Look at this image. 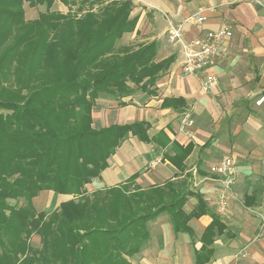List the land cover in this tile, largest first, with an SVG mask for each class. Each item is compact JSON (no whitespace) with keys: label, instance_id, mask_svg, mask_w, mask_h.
Wrapping results in <instances>:
<instances>
[{"label":"trees","instance_id":"16d2710c","mask_svg":"<svg viewBox=\"0 0 264 264\" xmlns=\"http://www.w3.org/2000/svg\"><path fill=\"white\" fill-rule=\"evenodd\" d=\"M24 1L44 10L25 21ZM55 1L69 2L0 0V264H132L129 258L149 238L147 222L161 212L174 232L191 237L188 221L211 214L194 250L193 264H205L224 225L203 196L190 190V173L144 189L130 182L137 173L119 186L89 193L85 187L127 135L160 148L170 143L161 131L149 137L146 121L96 129L91 108L101 92L118 105L137 90L153 94L174 56L156 61V40L134 50L115 47L136 25L130 0H82L78 10L84 5L89 10L77 18L51 9ZM173 103L183 100L162 102ZM170 145L174 154L163 157L182 172L193 144ZM43 190L71 198L46 215L32 204ZM189 196L196 204L187 213ZM32 234L39 236L40 247L28 242Z\"/></svg>","mask_w":264,"mask_h":264},{"label":"crops","instance_id":"0c3cea01","mask_svg":"<svg viewBox=\"0 0 264 264\" xmlns=\"http://www.w3.org/2000/svg\"><path fill=\"white\" fill-rule=\"evenodd\" d=\"M64 6L55 1L51 9L63 12ZM199 11L206 20L200 28L185 25L187 38L216 30L224 22L232 29L231 36L219 41L220 54L210 65L216 82L206 92L196 76L180 73L178 51L165 36L169 22L178 23ZM131 16L137 18L135 29L124 33L118 44L131 46L156 40L157 59L173 55L174 61L156 81L153 94L137 90L120 99L123 105H118L112 95H100L91 109V124L99 129L146 121L149 137L161 131L170 143H192L193 148L180 172L163 157L174 154L170 143L163 148L153 142L136 143V137L129 134L109 156L100 176L85 186L86 191L119 186L134 173L137 176L130 182L143 189L166 180H182L185 173H190V190L200 193L210 212L217 214L216 191L221 183L197 170L229 155L234 161L235 182L228 193L227 212L220 215L224 228L213 238L212 255L205 264H264V235L258 231L259 214L264 211V0L263 5L252 0H140L133 5ZM165 98H180L183 105L164 106ZM186 112L193 124L188 131H181L179 120ZM156 157H163V161L148 169V163ZM69 198L43 190L33 197L32 204L36 211L48 215ZM195 204V197L189 196L184 211L190 212ZM211 220L210 213L191 218L187 223L191 237L187 232H174L168 214L161 212L148 222L149 238L140 252L129 258L131 263L193 264L194 250L200 248L201 235ZM29 243L39 247V236L32 234ZM240 250L244 254L235 258Z\"/></svg>","mask_w":264,"mask_h":264},{"label":"built area","instance_id":"2783aa9c","mask_svg":"<svg viewBox=\"0 0 264 264\" xmlns=\"http://www.w3.org/2000/svg\"><path fill=\"white\" fill-rule=\"evenodd\" d=\"M140 1V0H138ZM263 5V0H252ZM206 17L201 11L193 13L178 23L169 22L165 31L167 39L177 48L178 67L184 76H196L200 88L206 92L216 82L215 75L210 71L212 60L219 56V41L231 36L232 29L228 23H222L216 30H208L196 36L187 38L185 25L191 24L197 28L205 22ZM193 124L190 113H183L179 120V130L188 131ZM162 158H153L147 165L148 169H154L161 164ZM209 172L221 183L216 191L215 210L219 215L227 212V200L230 188L235 182V166L233 158L229 155L222 156L216 163L209 167ZM259 235H264V211L259 214ZM243 250L234 254V257L243 255Z\"/></svg>","mask_w":264,"mask_h":264},{"label":"rangeland","instance_id":"374dc122","mask_svg":"<svg viewBox=\"0 0 264 264\" xmlns=\"http://www.w3.org/2000/svg\"><path fill=\"white\" fill-rule=\"evenodd\" d=\"M82 0H69V2H68V4H65V6H64V8H63V13H67V15L68 16H71V17H79L83 12H85V10H89L88 8V6L87 5H84V8L83 9H81V10H78V6H79V4H80V2H81ZM131 1V3H132V8H133V5L135 4V3H137V2H139L138 0H130ZM22 8H23V11H24V15H23V17H24V20L26 21H28V20H33V19H35V18H37L38 17V14L40 13V12H42L43 10H44V6L43 5H40V4H36V5H32V6H30L29 4H28V2L27 1H24L23 2V5H22ZM92 9H93V11L94 12H97V13H99V11H100V9H101V6L100 5H94V6H92ZM131 11H132V9H131ZM131 11H130V14H129V16L130 17H134V16H131ZM136 22H137V19H136ZM134 29H135V27H134ZM133 29V30H134ZM165 36H166V34H165ZM166 39H167V37H166ZM167 41H168V43L170 44V46H172V47H174L175 48V50H177V48H176V46H174L168 39H167ZM142 43H137V44H134V45H131V46H125V45H121V44H118V42L116 41V44H115V47H117V48H120V47H128V48H132L133 50L134 49H136L139 45H141ZM159 49V48H158ZM157 53H158V51H157ZM155 60L156 61H159V59H157V55H156V58H155ZM102 94H104V95H106V93L105 92H101ZM92 109V108H91ZM182 116V115H181ZM180 119H181V117H180ZM128 136V135H127ZM134 140H135V142L136 143H140L141 141L140 140H138L137 138H134ZM140 141V142H139ZM162 158V157H161ZM163 161V160H162ZM203 172L204 171V174L205 175H212L210 172H208L209 171V166L208 167H206V168H204V170H202L201 168L200 169H198L197 170V173L198 174H200V172ZM212 176H214V175H212ZM134 185V184H133ZM147 224H148V222H147ZM38 236V235H37ZM29 242V241H28ZM40 247V246H39ZM33 248H37V247H33Z\"/></svg>","mask_w":264,"mask_h":264}]
</instances>
